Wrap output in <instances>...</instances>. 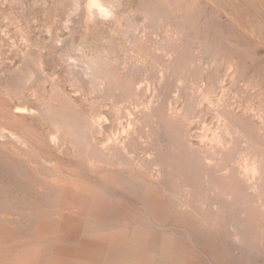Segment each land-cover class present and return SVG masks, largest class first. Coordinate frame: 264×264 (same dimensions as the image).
<instances>
[{"label": "rangeland", "instance_id": "rangeland-1", "mask_svg": "<svg viewBox=\"0 0 264 264\" xmlns=\"http://www.w3.org/2000/svg\"><path fill=\"white\" fill-rule=\"evenodd\" d=\"M99 1L106 13L0 0V100L57 138L53 163H96L137 196L150 187L177 217L186 264H264V0ZM2 163L0 181L22 175ZM16 232L37 240L35 216ZM116 246L119 264H158L144 229Z\"/></svg>", "mask_w": 264, "mask_h": 264}, {"label": "bare ground", "instance_id": "bare-ground-1", "mask_svg": "<svg viewBox=\"0 0 264 264\" xmlns=\"http://www.w3.org/2000/svg\"><path fill=\"white\" fill-rule=\"evenodd\" d=\"M90 3L99 5V13L107 12L99 0H90ZM262 3L264 1H259V4L256 2L261 9ZM28 80H25L26 84L30 82ZM6 103L0 100V158L13 169L17 161L23 162L24 166L18 171L22 175H7L6 181H0V191L3 188L8 190L7 195L15 200L7 205L0 204V264H65L68 261L119 264L123 252L116 245L132 241L142 229L148 235L151 251L156 255L158 264H186L188 258L178 246L172 229L177 224V217L150 187H146L137 196L120 186L109 185L98 175L99 165L96 163L89 162L85 168L73 164L76 169L68 168L60 161L53 163L49 154L56 137L46 139L33 135L29 131V127L34 125L32 109ZM22 151H31L35 155L29 157L26 153L23 155ZM40 164L43 168L52 166L53 177L48 170L46 173L49 175L42 173ZM50 194H54L55 199L48 202ZM18 198L26 200L19 202ZM33 216L36 220L37 240L35 237H20V230L17 234L16 227Z\"/></svg>", "mask_w": 264, "mask_h": 264}, {"label": "clouds", "instance_id": "clouds-1", "mask_svg": "<svg viewBox=\"0 0 264 264\" xmlns=\"http://www.w3.org/2000/svg\"><path fill=\"white\" fill-rule=\"evenodd\" d=\"M90 7H92V8H98L99 5H98V4H95V3H92V4H90ZM101 11H102V10H101Z\"/></svg>", "mask_w": 264, "mask_h": 264}]
</instances>
